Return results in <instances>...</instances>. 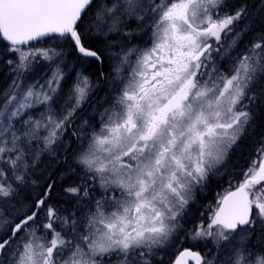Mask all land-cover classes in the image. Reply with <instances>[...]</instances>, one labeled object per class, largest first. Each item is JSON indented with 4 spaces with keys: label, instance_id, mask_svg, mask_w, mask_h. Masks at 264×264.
Returning a JSON list of instances; mask_svg holds the SVG:
<instances>
[{
    "label": "snow or ice",
    "instance_id": "6c2138e0",
    "mask_svg": "<svg viewBox=\"0 0 264 264\" xmlns=\"http://www.w3.org/2000/svg\"><path fill=\"white\" fill-rule=\"evenodd\" d=\"M0 264H264V0H0Z\"/></svg>",
    "mask_w": 264,
    "mask_h": 264
}]
</instances>
